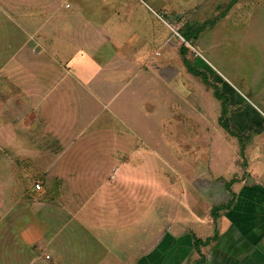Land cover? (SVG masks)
I'll return each instance as SVG.
<instances>
[{"label":"rangeland","instance_id":"obj_1","mask_svg":"<svg viewBox=\"0 0 264 264\" xmlns=\"http://www.w3.org/2000/svg\"><path fill=\"white\" fill-rule=\"evenodd\" d=\"M230 1L0 0V264H127L137 245L157 244L168 217L193 223L194 241L215 235V205L173 197L168 164L209 160L217 141L216 54L186 42L184 23L231 14L220 50L240 53L228 65L245 74L222 71L241 91L263 58L264 0ZM40 23L44 34L29 36ZM78 71L83 83L72 86ZM230 154L222 157L231 176Z\"/></svg>","mask_w":264,"mask_h":264},{"label":"crops","instance_id":"obj_2","mask_svg":"<svg viewBox=\"0 0 264 264\" xmlns=\"http://www.w3.org/2000/svg\"><path fill=\"white\" fill-rule=\"evenodd\" d=\"M245 3L248 5L246 0ZM217 8H220V6H217ZM230 15L227 14L225 17H220L215 21L212 18H206L204 22L198 20L186 21L184 25L188 22L206 24V27L194 42L198 43L203 54H205L204 52L216 54L217 62L215 63V68L220 75H216L212 70L215 80L213 82L217 85L220 84L221 92L228 95L226 119L232 132L220 123L223 101L215 96L217 101L221 103L217 109L218 126L215 130L217 131V141L211 147L215 150L214 155L209 160L199 157L195 161L188 160L187 157H183V161L175 156L171 157L172 161L169 160L168 164L170 173L168 175V190L173 197H190L193 201L197 197H206L215 206H227L230 202L232 204L222 208L216 219L213 218L211 210L207 211V217L212 219L215 225L213 227L214 233L217 231L218 235L210 243L201 245L198 251L194 247V232H191L193 223L190 221L183 223L168 217V221L171 219L169 226L157 244L151 246L150 249L147 248L146 252H144L145 249H140L137 245L132 249L136 252L135 258L129 254L130 258L128 256L126 259L127 264H264V54L263 58H260L257 70L253 74V79L246 84V91H241L236 83L231 81L222 71L224 69L228 74H231L230 76L238 79L244 73L233 72V65H228L229 60L233 61V58L237 57L229 54L240 53L236 52L232 46L229 52L220 50L222 44L225 43V41H219L221 39L220 27L230 21ZM240 15L235 16L241 21L243 15ZM179 16H182V14H179ZM62 17L55 21L57 22L56 27H62L60 24L63 21ZM83 20L92 19L85 17ZM25 21H30L28 20V15L25 16ZM209 21L212 23L209 24ZM41 23L38 26V30H35V25L34 27L30 26L28 35L38 36V31L44 34L48 25L45 23L41 25ZM145 28L148 32L153 30L151 24L148 23ZM82 30H84V27ZM208 31H211L210 36H207L209 35ZM206 32L207 34H205ZM259 36L264 37L262 30H259ZM184 40L188 42L186 39ZM228 42L233 41H226V43ZM122 43L124 46L117 45V49L122 51L129 50L128 48L131 46L126 45L124 42ZM190 44L193 46L194 43ZM44 45L45 42H42L41 46ZM258 47L262 49L264 45H259ZM254 48L251 50L252 53ZM181 51L183 52L182 48ZM221 53H223L222 56H220ZM196 58H201L204 61L201 54ZM195 59L193 60L194 62ZM193 61L184 60L185 71L187 70L191 75L195 74L189 70L187 62L191 63ZM86 64L87 69L91 70L90 64ZM201 66L205 67L203 64ZM71 76H73L70 77L72 86L74 83L77 86L83 83L81 81L83 76L79 74V71L76 75L73 74ZM244 79L241 81L245 82ZM39 82L40 84H45L44 79H40ZM233 86L238 92L233 90ZM105 99L113 100L110 97ZM224 132L230 136V143L225 144L223 139ZM191 142L189 143L190 145H192ZM226 142L228 141L226 140ZM194 146H196V143ZM207 148L209 147L207 146ZM225 149L231 153V159H229L231 168L235 167V169L232 168L231 176L225 173L227 163L225 156L224 158L222 157ZM241 152L242 154L240 155ZM114 159L116 163H120V158ZM180 165H183L182 169H180ZM184 181L186 182L185 185H181ZM228 183H231L230 189L227 186ZM212 204H210V207ZM173 206H175V203ZM116 212H121L120 220L123 219L125 222L126 220L122 214L127 213L126 210L117 209ZM213 235L206 236V238ZM115 245L114 243L111 249L112 252L118 254H113L114 260L120 259L121 261L124 250L123 248H114ZM195 255L198 256V259L195 258Z\"/></svg>","mask_w":264,"mask_h":264},{"label":"trees","instance_id":"obj_3","mask_svg":"<svg viewBox=\"0 0 264 264\" xmlns=\"http://www.w3.org/2000/svg\"><path fill=\"white\" fill-rule=\"evenodd\" d=\"M236 2H237V0H231L230 3L228 4V7H231ZM211 23L212 22H210V24ZM205 27H206V24L201 25V24H196V23H193V22H188L182 28H180L179 33L188 42L193 43L195 41V39L198 38L199 34L201 33V31ZM188 49L189 48L186 45H184L182 47V50L183 51H188ZM188 64H192V63H188ZM188 67H189V70L192 71L195 75H199V73L197 72V70H195L196 67L193 64L190 65V66L188 65ZM208 69H210V68H208ZM209 83H213L212 85H215V88H216L215 95H216V97H218L219 99H221L223 101V111H222V115H221L220 121H221V123L223 124V126L226 129L230 130L228 120L226 119V116H227V113H228V110H227L228 100L226 98H224L225 97L224 95L221 94L222 92H220V89H221L220 86H217V84L215 82H213V81H209ZM230 132H232V130H230ZM230 185H231V183H228V185H227L229 187V189H230ZM231 204H232V202H230L228 205L230 206ZM227 206L226 205H223V206H215L216 213H215V216L214 217L217 218L218 217V214H219V211L222 208L227 207ZM217 235H218V232L215 231V235H213L212 237L207 238L206 241L198 240L197 239L195 241V245H205V244H208L212 240L216 239L217 238ZM195 238H197V237H195Z\"/></svg>","mask_w":264,"mask_h":264},{"label":"built area","instance_id":"obj_4","mask_svg":"<svg viewBox=\"0 0 264 264\" xmlns=\"http://www.w3.org/2000/svg\"><path fill=\"white\" fill-rule=\"evenodd\" d=\"M140 1L143 2V3H145L146 0H140ZM36 183H37V185H38V187H39V185H40L39 183H40V182L38 181V182H36Z\"/></svg>","mask_w":264,"mask_h":264}]
</instances>
